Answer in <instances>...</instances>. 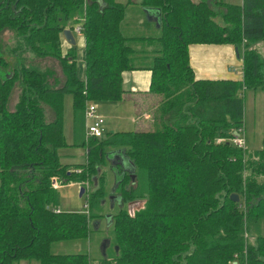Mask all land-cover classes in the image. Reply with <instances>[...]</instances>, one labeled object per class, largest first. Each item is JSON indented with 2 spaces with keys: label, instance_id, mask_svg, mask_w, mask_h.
<instances>
[{
  "label": "trees",
  "instance_id": "trees-1",
  "mask_svg": "<svg viewBox=\"0 0 264 264\" xmlns=\"http://www.w3.org/2000/svg\"><path fill=\"white\" fill-rule=\"evenodd\" d=\"M128 5L157 9L158 26L143 16L155 32L124 34ZM75 25L83 36L82 77L72 47L62 51L60 43L61 30ZM259 40L264 0H0V264H264V130L253 149L231 140L244 137L243 89L264 92ZM190 43L241 44V78L195 77ZM27 53L56 59L61 76ZM135 68L150 71L151 127L85 137L87 102L120 100L122 72ZM66 94L71 143L63 135ZM69 146L82 147L83 162L60 160ZM112 149L127 159L125 169L113 170L119 196L104 254L52 252L53 242L86 238L99 214L54 211L51 179H89L88 199H98L107 192L96 174ZM139 201L133 211L122 206Z\"/></svg>",
  "mask_w": 264,
  "mask_h": 264
},
{
  "label": "rangeland",
  "instance_id": "rangeland-1",
  "mask_svg": "<svg viewBox=\"0 0 264 264\" xmlns=\"http://www.w3.org/2000/svg\"><path fill=\"white\" fill-rule=\"evenodd\" d=\"M124 2L125 0H116ZM227 3H240L241 0H222ZM135 3V2H134ZM136 7L135 6H126L125 8V19L128 24H131L136 17ZM145 25V24H144ZM155 25V24H154ZM153 23L150 22V29L144 28V26L131 25L122 28L124 34L128 35H142L155 32V27ZM74 43L69 44L63 36L61 35V50L65 51L69 46L72 47L75 55L76 62V72L77 75L83 76V36L80 32H77L75 29L71 30ZM3 38L5 39L6 45L13 43L12 34L8 31L3 32ZM136 47L141 46L139 41H134ZM142 47H145V44H142ZM258 51L262 56H264V40L258 41L257 44ZM240 45V53H241ZM29 61L36 64L40 67H54L56 73L60 74V67H58V61L50 57H36L31 53H27ZM18 86L17 82L14 84V87L11 91V94L8 99V106L11 107L17 98ZM243 103H244V114H243V128H244V137L243 145L244 149H253L260 145L261 136L264 130V92L261 89H243L242 91ZM158 98V97H157ZM70 95H64L63 105H64V117L66 119V111L68 107V100ZM135 100L125 101L121 100L118 102H98V107L100 112L103 114V125L107 126L105 132H115L122 130H137L139 128H149L151 127V115H148L147 118H144L143 111L147 110L151 105L149 100L146 98H134ZM94 102V101H90ZM97 104V102H94ZM112 103V104H110ZM155 103H153L154 108ZM134 107H136L134 109ZM151 108V109H153ZM97 111V109H96ZM99 112V113H100ZM47 117V115H46ZM139 123V125H137ZM149 124V125H148ZM86 137V136H85ZM114 150V149H112ZM75 152L74 156H67V152ZM66 154V155H65ZM69 154V153H68ZM60 160L63 162H73V161H82L84 160V153L82 147L69 146L66 148L60 149L59 152ZM124 161V159H123ZM122 161V162H123ZM114 164V163H113ZM111 161L109 159L104 160L103 164L100 166V171L96 174L98 178L102 177V182L104 184V189L106 194L102 197L94 200L88 199V193L94 190L93 181L89 179H84L81 182H68L66 184L58 185L56 188L57 195V207L60 210H81L85 213H96L99 214L98 217H92L89 219V232L84 239L76 240H63L62 242H56L52 244L53 249L59 250L60 253L65 252H78L86 251L91 257L98 258L102 256V253L99 248V244L102 238L106 237L105 234L110 236V231L107 232V226L105 224L104 215L107 213H112L116 210V203L118 202L117 197L113 198L112 203L108 199V190L114 189L113 178L110 170ZM97 177L95 178V180ZM97 182V180H96ZM83 187L81 195H78L79 187ZM113 193V192H109ZM116 194V193H115ZM86 205L84 206V204ZM134 206H129L127 203H123L122 206L127 211H133L136 208L141 206V201ZM84 206V207H83ZM98 218L99 224L96 229H93L91 226L92 220ZM259 230L264 234V219L260 222ZM12 264H38L37 260L23 261L19 260L12 262Z\"/></svg>",
  "mask_w": 264,
  "mask_h": 264
},
{
  "label": "crops",
  "instance_id": "crops-1",
  "mask_svg": "<svg viewBox=\"0 0 264 264\" xmlns=\"http://www.w3.org/2000/svg\"><path fill=\"white\" fill-rule=\"evenodd\" d=\"M139 1V0H135ZM135 6L136 9V17L132 21L131 24H128L126 19L124 18L122 25L126 26H144V28L149 29L150 26L148 24H143V16H145V10L138 5ZM146 18V16H145ZM147 19V18H146ZM152 22L155 21L153 19H147ZM131 26V27H132ZM260 41V40H259ZM258 41L255 43L257 47ZM241 45V44H240ZM240 45H234L232 43H190L188 45V59L189 64L193 70L195 77H203L209 79H217V78H230V79H240L242 75L241 68V57L238 53V49H240ZM239 47V48H238ZM237 50V54L235 52ZM258 49V48H257ZM240 52V51H239ZM150 80V71L147 68H135L130 70H124L122 72V94L121 99L112 102H118L121 100L125 101H133L134 98H146L149 100V103H152L154 94L148 91V85ZM101 102H111V101H101ZM112 104V103H110ZM97 111L100 112L97 102ZM136 107H134L135 109ZM148 109V108H147ZM64 110V105H63ZM148 110L143 111L144 118L146 119L148 114ZM100 115L103 114L100 112ZM65 121L63 120L64 112L62 116L63 121V135L65 137L66 142L71 143L74 139V131H73V117L71 110V99L68 100V107L65 113ZM139 125V123L137 124ZM107 126L103 125V134L106 133ZM84 129V128H83ZM70 153V151L68 152ZM71 154L75 155V152ZM99 223H97L96 227H92L96 229ZM93 226V220L91 223ZM62 242V241H58ZM56 243V242H54ZM53 244V243H52ZM52 244L50 245V250L54 253H60L56 248L53 249ZM26 261V260H23ZM27 263V261H26Z\"/></svg>",
  "mask_w": 264,
  "mask_h": 264
},
{
  "label": "water",
  "instance_id": "water-1",
  "mask_svg": "<svg viewBox=\"0 0 264 264\" xmlns=\"http://www.w3.org/2000/svg\"><path fill=\"white\" fill-rule=\"evenodd\" d=\"M144 10H145V16L147 19H153L156 23V25H158V10L157 9H151V8H146L144 7ZM71 28L69 27H65L61 30V34L63 36V38L65 39V41H67L69 44H73L74 43V39H73V36H72V33H71ZM235 52H236V55L237 54V50L235 49ZM106 158L109 159L111 161V163L115 162V158H118L119 159V162H121L123 164V159H124V162L126 161L127 158L124 157V155L120 152L119 149H114V150H109L106 152ZM125 167V165H124ZM112 190V189H111ZM83 191V187L80 186L79 187V190H78V195H81ZM111 194V193H110ZM118 194H115L114 197L116 198L117 197V200H118ZM113 195H108V199L110 200V202L112 203L113 201ZM230 199L231 200H234L236 201L238 199V196L236 193H230L229 195ZM104 218H105V224L108 225L109 222H110V214L107 213L104 215ZM97 223H99V219L96 218L93 220V227H96ZM108 237H104L102 238L100 244H99V248H100V251L102 253V255L104 254V249L106 247V245L108 244Z\"/></svg>",
  "mask_w": 264,
  "mask_h": 264
},
{
  "label": "built area",
  "instance_id": "built-area-1",
  "mask_svg": "<svg viewBox=\"0 0 264 264\" xmlns=\"http://www.w3.org/2000/svg\"><path fill=\"white\" fill-rule=\"evenodd\" d=\"M80 25H75L73 29L77 32H80ZM97 105L94 102H87L84 108V134L86 137H98L103 134V117L96 111ZM223 140L222 137H216V141ZM231 140L236 143L238 146L243 145V137L241 136H232ZM52 187L56 188L58 186L57 181L53 178L51 179ZM86 203L84 204V206ZM83 206V207H84ZM59 208L55 207L54 211H58Z\"/></svg>",
  "mask_w": 264,
  "mask_h": 264
},
{
  "label": "flooded vegetation",
  "instance_id": "flooded-vegetation-1",
  "mask_svg": "<svg viewBox=\"0 0 264 264\" xmlns=\"http://www.w3.org/2000/svg\"><path fill=\"white\" fill-rule=\"evenodd\" d=\"M113 166L111 167V166H109L110 167V170H111V174H112V178L114 177L113 175H114V172H113V170H117V169H125L124 168V166H123V164L121 163V162H119V159L118 158H115V162H114V164H113V162L111 163ZM113 192L112 194H110L109 192ZM115 193H116V190L115 189H109L108 190V194L107 195H113V197H114V195H115ZM115 198V197H114ZM113 201H114V199H113Z\"/></svg>",
  "mask_w": 264,
  "mask_h": 264
}]
</instances>
